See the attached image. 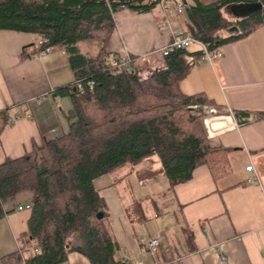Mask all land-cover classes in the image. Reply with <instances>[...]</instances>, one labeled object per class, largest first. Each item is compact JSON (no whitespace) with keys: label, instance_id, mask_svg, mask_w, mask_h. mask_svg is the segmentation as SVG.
<instances>
[{"label":"trees","instance_id":"trees-1","mask_svg":"<svg viewBox=\"0 0 264 264\" xmlns=\"http://www.w3.org/2000/svg\"><path fill=\"white\" fill-rule=\"evenodd\" d=\"M162 1L0 0V30L47 39L25 47L22 56L32 58L47 47L64 50L75 78L73 84L55 89L57 95L72 100L69 131L0 164V220L6 214L4 198L31 191L28 232L40 246L28 257L19 251L6 254L0 264H61L73 252L85 256L90 264H131L117 257L120 245L96 180L126 170L141 182L161 174L174 186L189 181L202 165L215 181L229 174L232 149L209 136L203 107H214L218 115L229 112L204 93L186 95L181 91L186 49L163 55L164 67L146 78L132 66L116 70L107 63L115 14L123 9L152 12ZM182 1L186 4L183 34L200 40L210 51L246 38L264 25V8L242 19H228L223 12L232 3L264 4V0ZM234 25L239 30L229 33ZM92 41L102 42L98 53L83 54L78 43ZM202 55L200 52L195 58ZM233 115L245 117L243 122H247L251 113L234 110ZM143 161L150 165L138 169ZM155 162L160 166L155 167ZM139 207L143 209L141 201L131 210Z\"/></svg>","mask_w":264,"mask_h":264},{"label":"crops","instance_id":"crops-1","mask_svg":"<svg viewBox=\"0 0 264 264\" xmlns=\"http://www.w3.org/2000/svg\"><path fill=\"white\" fill-rule=\"evenodd\" d=\"M223 12L226 18L235 19L226 8ZM166 19L184 32L185 15L174 8L167 15L161 5L146 13L118 11L108 59L126 55L127 48L131 66L142 78L163 68L161 50L174 37L172 28L159 26ZM40 38L28 32L0 30V164L69 131L72 100L55 93L56 88L73 84L75 79L67 53L52 50L32 58L22 56L24 48L38 46ZM78 47L83 54L95 56L102 42H80ZM90 47L93 48L88 50ZM221 49L222 55L212 62L195 58L201 52L197 45L188 49L182 56L186 76L180 81V89L186 95L204 93L226 110L251 113L247 122H243L245 117L233 114L216 119L218 133L212 138L232 149L229 174L215 181L209 168L202 165L189 181L174 186L161 174L140 183L134 173L127 175L126 170L118 177L110 174L95 182L106 199L113 233L120 245L117 257L124 262L264 264V117L260 118L264 113V25ZM222 124L225 127L221 128ZM249 163H253L254 171L245 169ZM255 174L257 182L248 183L247 179ZM156 182L163 186V197L173 198L174 211L181 214L178 226L161 221L168 207H161L146 190ZM137 201H141L143 209L132 211ZM32 203L33 193L27 190L2 200L6 214L0 220V259L20 251L24 242L30 247L39 246L28 232L31 211L23 210L25 214L17 210L18 206ZM22 236L28 239L24 241ZM155 237L160 245L153 262L147 255L146 243ZM61 264L90 262L73 252Z\"/></svg>","mask_w":264,"mask_h":264},{"label":"built area","instance_id":"built-area-1","mask_svg":"<svg viewBox=\"0 0 264 264\" xmlns=\"http://www.w3.org/2000/svg\"><path fill=\"white\" fill-rule=\"evenodd\" d=\"M161 8L164 12V15H167L169 9H171V8H174L178 14H183L185 11V8H186V4L182 0H163L161 2ZM159 26L161 29L172 28L174 31L173 39L167 45H165L162 48V50H161L162 55H168V54H170L173 51L178 50V49L188 50L193 45H197L199 47L200 51L203 52V55L201 57L202 61L212 62L214 59H216L222 55V49L221 48L210 51L208 49V47L206 46V44H204L200 40H198V39H196L190 35H184L182 30L179 27L173 25V23L169 19H166L163 22H161ZM46 40H47L46 38H40V41L38 42L37 45H40L42 42H44ZM52 50H53L52 47H47L44 50H42V52L40 54L41 55L48 54ZM126 50H127L126 55L112 56L111 58H109L107 60V63L109 65H111L116 70L120 69L122 67H126L127 69H129L131 67L132 58L130 56L129 50L127 48H126ZM89 85H90V87H93L94 82H90ZM227 111L229 112V114H227V115L233 114V112L230 109H228ZM203 112L206 115L204 118V123H205V126L207 128V132H208L209 136L212 138L215 136V134L218 133V129L216 127V119L224 117L225 114L218 115L216 113L217 110L214 107H211L208 105L203 107ZM234 125H236V123H234ZM222 127H225V125L222 124L221 128ZM245 169L247 171H254L255 168H254L253 163H249L248 165H246ZM257 180H258V176L255 174L251 178H248L247 182L253 183V182H257ZM31 209H32V206L30 204L17 207L18 211H23V210L31 211ZM21 239L26 241L28 239V237L22 236ZM24 243H25L24 246H21L20 251H19L23 257L27 253L29 255H32L34 252H37L40 250V246L30 247L27 244V242H24ZM159 245H160V240L157 237L150 239L146 243L147 255L149 256V258L153 262H156V253H157V248Z\"/></svg>","mask_w":264,"mask_h":264},{"label":"rangeland","instance_id":"rangeland-1","mask_svg":"<svg viewBox=\"0 0 264 264\" xmlns=\"http://www.w3.org/2000/svg\"><path fill=\"white\" fill-rule=\"evenodd\" d=\"M93 47H90L88 48V50H91ZM91 52V51H90ZM93 52H96V51H93ZM156 159V158H155ZM155 167H158L160 166V163L159 162H155L153 163ZM150 165V162L149 161H143L141 163H139L137 165V168H141V167H146ZM122 171H118L114 174H112L113 177H118L119 174L121 173ZM158 181V180H157ZM140 183H143V182H140ZM158 184H154V187H151V186H147L148 184L147 183H144V186L146 187V190L147 191H150V193L152 194V196L154 197V199L160 203L161 207H168L165 211L163 209V214L161 215V221L162 222H165L166 225H170V224H173L174 223V226H178V224H180V220H181V214L178 212V211H174V205H175V202L173 200V198L171 197H163L164 194H163V186L162 184H159V182H156ZM164 201H166L167 204L164 203ZM22 213H27V211H23Z\"/></svg>","mask_w":264,"mask_h":264},{"label":"water","instance_id":"water-1","mask_svg":"<svg viewBox=\"0 0 264 264\" xmlns=\"http://www.w3.org/2000/svg\"><path fill=\"white\" fill-rule=\"evenodd\" d=\"M263 8L264 4L261 1L236 2L226 7L231 15L237 19L252 16L255 13L261 12ZM238 30V26L234 25L228 29V32L236 33ZM189 109H193V107H190Z\"/></svg>","mask_w":264,"mask_h":264}]
</instances>
